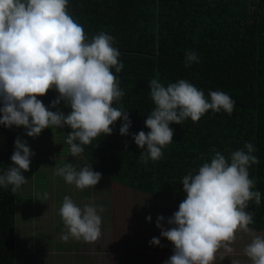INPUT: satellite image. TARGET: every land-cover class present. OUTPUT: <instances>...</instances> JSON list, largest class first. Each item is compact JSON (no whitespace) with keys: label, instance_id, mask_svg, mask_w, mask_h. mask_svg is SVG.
I'll return each instance as SVG.
<instances>
[{"label":"clouds","instance_id":"clouds-1","mask_svg":"<svg viewBox=\"0 0 264 264\" xmlns=\"http://www.w3.org/2000/svg\"><path fill=\"white\" fill-rule=\"evenodd\" d=\"M113 44L114 38L104 32L89 41L83 27L69 14L68 0H0V125L22 126L32 138L46 128L67 126L71 131L65 142L72 157L82 154L83 146L101 134L111 135L110 126L118 120L122 121L120 135H129L132 121L128 111L113 107L124 96L111 71L114 68L120 73L124 67ZM198 62L195 51L185 53L186 67ZM148 87L155 105L145 120L150 131L132 136L142 150L140 161L144 164L162 158V149L173 141L171 123L182 124L188 118L197 122L209 110L231 115L235 106L225 92L209 91L206 98L203 91L183 79L165 87L153 78ZM53 89L58 96L50 107L56 111L37 99ZM61 104L70 111H61ZM14 148L12 165L0 174V186H11L12 193L27 183L22 172L30 170L34 155L20 137ZM254 152L249 142L228 157L213 149L210 162L182 178L186 197L167 219L169 227H164V216L156 220L161 237L174 246L165 264H212L221 248L227 254L233 252L237 231L252 233L253 213L246 209L250 201L261 203V192L253 190L255 179L249 178L248 171L259 164ZM54 174L80 190L95 187L102 179L92 166L77 169L72 163L56 166ZM98 211L103 208L80 207L65 196L59 215L66 231L60 239L95 242L101 235ZM146 219L151 222L150 215ZM149 243L160 246V239L153 237ZM243 252L251 264H264V236L254 235Z\"/></svg>","mask_w":264,"mask_h":264},{"label":"trees","instance_id":"trees-1","mask_svg":"<svg viewBox=\"0 0 264 264\" xmlns=\"http://www.w3.org/2000/svg\"><path fill=\"white\" fill-rule=\"evenodd\" d=\"M68 12L83 27L89 41L101 32L111 35L113 46L121 54L118 59L124 65L120 73L111 69L124 92L113 107L122 106L128 111L132 121L129 135H120L122 121L118 120L110 126L111 135L101 134L90 145L83 146L84 152L80 154L82 162L102 174L95 186L98 192L105 191L110 184L119 186L114 191L117 200L113 202L112 217L129 206L126 199L133 194L139 197V220H144L140 217L145 212L154 217L155 208L161 205L156 215L163 211L167 222L172 215L171 205L177 204L178 208L186 197L181 183L185 175L210 162L213 149L228 157L249 142L259 159V164L248 169L249 178L255 179L253 190L261 192V203L250 201L246 211L253 213L249 228L264 230V0H68ZM188 51H195L199 62L186 67L184 58ZM153 78L165 87L186 80L203 91L206 98L209 91H223L235 101L233 112L229 115L223 110H209L197 122L188 118L182 124L171 123L173 141L162 149V158L144 164L140 161L142 150L132 136L150 131L145 120L155 107L148 87ZM57 96L53 89L37 99L56 111L50 105ZM59 108L70 111L63 104ZM54 129L65 141L71 131L67 126L53 127L44 129L41 135L52 134ZM24 130L22 126L0 125V174L12 165L14 141L23 137ZM44 138H38L34 153H38ZM30 160V168L34 162H40ZM29 171L22 173L28 176ZM36 171L33 170L37 185H44L45 176ZM18 193H12L11 186H0V264H16ZM97 205L103 207L98 214L104 215V205L109 204L100 201ZM144 224L133 221L124 227L118 223L125 245L138 247L142 245L141 237L154 236L150 226ZM37 234L38 238L43 236L41 232ZM170 243L166 241L165 248H170ZM74 244L88 245L82 240L65 242L56 238L53 246L48 247L66 250ZM51 257L60 258L57 254ZM65 264L71 263L65 260ZM138 264H144V260Z\"/></svg>","mask_w":264,"mask_h":264},{"label":"rangeland","instance_id":"rangeland-1","mask_svg":"<svg viewBox=\"0 0 264 264\" xmlns=\"http://www.w3.org/2000/svg\"><path fill=\"white\" fill-rule=\"evenodd\" d=\"M22 133H24V135L21 139L27 141V145L30 146L33 153L38 138L45 136V141L40 146L38 153H34V155L30 157L32 160L39 159L40 162H38L37 165L35 162L33 163V168L31 167L29 171L31 172L30 175L28 173V176H25L27 183L22 185L18 190L20 198L17 203L16 211V264H34V260L36 259L37 261L35 264H54L55 262L57 264H65V260H69L71 264H138L141 259L144 260V264H165V261L173 254L174 246L170 243L171 247L165 248V246L168 245L166 244L168 240L161 237L160 229L156 230V225H154L156 221L153 223L146 219V217H148L146 212L140 219H144V223L150 226V230L152 231L151 234L160 239V248L157 249L156 246L150 245L149 242L153 238L150 236L141 237L140 242H142V245H138V247L135 246L136 244L125 247V245L120 242L117 229L120 226L118 223L120 221H122L123 224L129 223L131 219H138L137 214L142 212L140 211V207L136 205L139 201L137 200L139 197L136 198L135 195L132 194L130 199H126L129 206L124 208V211L119 215H113L112 217L113 202L116 199L115 190H117L119 186L110 184L111 186L108 189L98 192L95 187L80 190L76 188L75 185L66 183L63 177L54 174L56 166L72 163L74 167L79 169L86 165L82 162L80 155L77 157H72L70 155L69 145H67L64 137L55 129L52 134L43 133L44 135H41V132L36 138L28 137L26 135V130L22 131ZM53 157H55V159H53ZM33 170H37L36 172L38 174L45 176L44 185H37V175ZM44 193H47L46 200L43 199ZM120 193L122 196L125 195L122 193L121 187ZM65 196L70 197L73 202L80 207L88 204L100 209L102 206H98L97 202L106 201L109 204V206L104 205L106 211L103 212L104 215H100L102 220L101 235L95 242L88 243V245L74 244L73 247L66 250L58 248L51 249V247H48V244L53 246L54 239H60L61 235L66 231L59 215V208ZM159 207L160 205L155 208L156 212L154 217L151 218L157 219L159 214L156 215V213ZM174 207L177 206H171L172 215L178 210V208ZM161 212L162 215L166 217L164 212ZM113 219H118V221L113 222ZM163 224L164 227H169L166 221L163 222ZM38 232H41L43 236L38 238ZM254 235L264 236V230H253L251 234L237 231L236 240L231 245L233 252L227 254L224 249L221 248L216 253V258L212 264H251L249 258L244 255L243 249L251 242ZM70 239L72 240V238ZM162 250L166 251L161 252ZM54 254H57L60 258L56 259L51 257V255ZM94 255L97 257L93 258Z\"/></svg>","mask_w":264,"mask_h":264},{"label":"crops","instance_id":"crops-1","mask_svg":"<svg viewBox=\"0 0 264 264\" xmlns=\"http://www.w3.org/2000/svg\"><path fill=\"white\" fill-rule=\"evenodd\" d=\"M172 205L178 206L177 204H174V203H173ZM172 205H171V206H172ZM160 206H161V205H160ZM174 208H177V207H174ZM135 213H137V212H135ZM137 216H138V214H137ZM136 218H137V217H136ZM138 220H139V219H136V220L131 219V220H129V223H131V222H133V221H134V222H138L139 224L144 223V220H139V221H138ZM151 220H154V218H151ZM116 221H118V219H117ZM113 222H114V221H113ZM120 222L123 224L122 221H120ZM129 223H124V224H123L124 227H126ZM144 225H145V224H144ZM119 228H120V227H119ZM119 228H118V229H119ZM118 233H119V232H118ZM122 235H124V234H123V233H119V236H120L119 239H120V242H122V244L125 245L124 242H123L122 239H121V236H122ZM112 237H113V235H112ZM153 237H155V236H153ZM127 246L129 247L130 245H129V244L125 245V247H127ZM135 246H136V245H135ZM113 249H115V248H113Z\"/></svg>","mask_w":264,"mask_h":264}]
</instances>
